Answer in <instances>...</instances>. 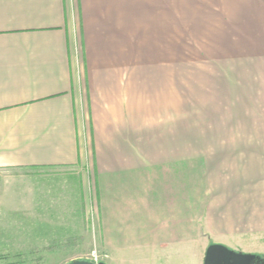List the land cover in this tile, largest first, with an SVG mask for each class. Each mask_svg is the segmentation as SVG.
Wrapping results in <instances>:
<instances>
[{"label":"crops","instance_id":"obj_1","mask_svg":"<svg viewBox=\"0 0 264 264\" xmlns=\"http://www.w3.org/2000/svg\"><path fill=\"white\" fill-rule=\"evenodd\" d=\"M205 60L228 63L189 67ZM14 169L2 253L65 231L105 264L264 254V0H0V176Z\"/></svg>","mask_w":264,"mask_h":264},{"label":"rangeland","instance_id":"obj_2","mask_svg":"<svg viewBox=\"0 0 264 264\" xmlns=\"http://www.w3.org/2000/svg\"><path fill=\"white\" fill-rule=\"evenodd\" d=\"M228 63L226 60L221 61H189L190 68H212L216 67L218 64H226ZM27 170L24 169H14L5 171L8 173L6 177L0 176V183L2 181H9L7 177L24 175ZM55 170H46L41 173L42 178L45 180L42 187H39L38 191L41 195L46 198H51L54 195L53 187L55 183L53 182V177H55ZM41 177H39L40 179ZM7 188H0L1 192H8ZM15 191H19L17 188ZM47 216V215H46ZM50 217L53 215L50 214ZM48 217V216H47ZM69 222V220H68ZM3 223V222H0ZM52 223V222H50ZM49 223V224H50ZM17 225L20 224L19 221L16 222ZM88 224H91V220H88ZM52 225V224H50ZM60 243H52L54 239L53 236L45 238V245L43 246H35V252H23V253H2L0 252V264H68L73 260H85L97 264L102 262V254L99 253L98 250L94 247V245H89L86 243L85 236L80 235L79 237H75L72 239V236H67L65 231L60 232ZM57 240V238L55 237Z\"/></svg>","mask_w":264,"mask_h":264},{"label":"water","instance_id":"obj_3","mask_svg":"<svg viewBox=\"0 0 264 264\" xmlns=\"http://www.w3.org/2000/svg\"><path fill=\"white\" fill-rule=\"evenodd\" d=\"M255 256L248 253L236 252L219 244H211L205 252L203 264H249ZM68 264H94L85 260H73ZM97 264H105L99 262Z\"/></svg>","mask_w":264,"mask_h":264},{"label":"flooded vegetation","instance_id":"obj_4","mask_svg":"<svg viewBox=\"0 0 264 264\" xmlns=\"http://www.w3.org/2000/svg\"><path fill=\"white\" fill-rule=\"evenodd\" d=\"M255 256L254 260L250 261L249 264H264V254H253Z\"/></svg>","mask_w":264,"mask_h":264},{"label":"trees","instance_id":"obj_5","mask_svg":"<svg viewBox=\"0 0 264 264\" xmlns=\"http://www.w3.org/2000/svg\"><path fill=\"white\" fill-rule=\"evenodd\" d=\"M2 257H0V259H1Z\"/></svg>","mask_w":264,"mask_h":264}]
</instances>
